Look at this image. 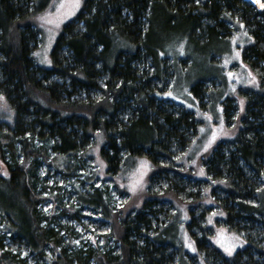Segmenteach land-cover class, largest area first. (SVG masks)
<instances>
[{"label": "trees", "instance_id": "obj_1", "mask_svg": "<svg viewBox=\"0 0 264 264\" xmlns=\"http://www.w3.org/2000/svg\"><path fill=\"white\" fill-rule=\"evenodd\" d=\"M36 5L0 0V95L12 111L10 124L0 122V264H178L177 245L164 231L178 213L172 202L187 203V231L206 264H264V214L257 204L264 188V9L246 0H84L55 42L52 66L43 68L33 61L40 40L32 21ZM237 21L252 38L242 57L261 89L245 96L236 137L202 161L215 203L206 210H223L225 226L248 241L227 258L208 242L205 215L192 204L201 183L186 191L180 176L169 175L192 176L187 167L174 169L183 165L172 156L186 148L197 122L164 94L175 74L170 45L183 37L225 38ZM203 81L193 89L207 92ZM232 100L224 102L226 119ZM99 134L110 174L127 157L146 155L153 164L149 180L166 185L126 212L109 204L104 187L89 188L80 204L109 231L101 244L77 246L76 231L61 219L80 221L81 206L43 211L48 186L40 169L74 172L93 157Z\"/></svg>", "mask_w": 264, "mask_h": 264}, {"label": "rangeland", "instance_id": "obj_2", "mask_svg": "<svg viewBox=\"0 0 264 264\" xmlns=\"http://www.w3.org/2000/svg\"><path fill=\"white\" fill-rule=\"evenodd\" d=\"M83 1L37 0V10L32 13L33 26L40 36L38 46L33 51L35 65L43 68L52 66L51 51L55 42L65 24L77 16ZM251 42L252 38L242 22L237 21L225 38L213 35L207 40L197 42L183 37L173 42L168 50L170 60L175 66V74L172 84L168 81L164 96L176 106L191 111L197 122L196 134L186 148L172 156L183 165L180 168L175 166L174 169L183 172L187 167L191 170L192 176L172 171L169 175L180 176L182 182L186 183V191L197 190L199 187L196 185L197 182L201 183L202 191L198 194L194 191V199L197 201L192 204L199 207V213L205 215L207 231L211 230V233L207 234L208 242L227 258L233 257L237 251L243 249L248 241L242 234L229 230L225 226L223 210L214 207L209 211L206 210L215 203L211 199L213 184L206 177L202 161L219 143L232 141L236 137L237 127L235 125L240 118L241 109L245 106V96L250 91L259 92L261 89L258 76L242 57L244 48ZM198 81H203L209 90L203 92L202 87L193 89ZM228 97L233 100L231 115L226 119L224 102ZM11 115L12 111L0 95V122L10 124ZM102 139L101 134L96 136L90 147V157H93L85 160L81 167L68 175H62L61 172L47 165L42 166L40 175L46 178L45 183L48 186L42 192L44 201L41 203V209L43 211L50 214L55 209L59 211L62 206L72 205L77 208L81 206V195H85L89 188L94 186L104 187L106 196L110 198L109 204L117 209H124L126 212L131 207L138 209L145 201L152 199L147 196V192L158 193L161 187L166 185L163 182L151 183L149 173L153 164L146 155L127 157L120 171L110 174L107 171L106 162L100 155ZM165 163H170V161H165ZM1 166L0 161V171ZM50 190L51 193H49ZM172 191L177 192L176 188H172L171 193ZM215 193L219 195L220 192L216 190ZM57 195H60L58 199ZM257 200L258 207L264 214V188L258 191ZM172 204L178 213L171 215L164 231L177 245L178 254L181 255L178 264H206L197 250L194 239L187 231L186 224L189 221L187 203L179 202L178 205L172 202ZM162 205L168 206L167 202ZM168 209L172 210V208ZM81 215L80 221L68 220L66 217L61 219V222H68L72 225L77 233L71 239L72 243L77 246L81 243L85 246L91 243L101 244L102 235L109 231L108 223L98 220V215L94 214L88 206H81ZM226 249L231 251V255Z\"/></svg>", "mask_w": 264, "mask_h": 264}, {"label": "water", "instance_id": "obj_3", "mask_svg": "<svg viewBox=\"0 0 264 264\" xmlns=\"http://www.w3.org/2000/svg\"><path fill=\"white\" fill-rule=\"evenodd\" d=\"M256 9V10H262L264 8H261L258 3H255L254 0H246ZM260 3H264V0H260Z\"/></svg>", "mask_w": 264, "mask_h": 264}, {"label": "snow or ice", "instance_id": "obj_4", "mask_svg": "<svg viewBox=\"0 0 264 264\" xmlns=\"http://www.w3.org/2000/svg\"><path fill=\"white\" fill-rule=\"evenodd\" d=\"M255 3H258L261 8H264V3H260V0H254ZM231 75V74H230ZM243 103V102H241ZM228 251V254L231 255V251L226 249Z\"/></svg>", "mask_w": 264, "mask_h": 264}]
</instances>
